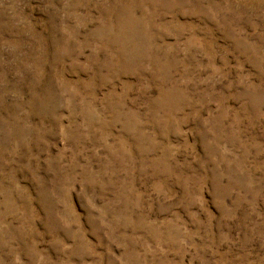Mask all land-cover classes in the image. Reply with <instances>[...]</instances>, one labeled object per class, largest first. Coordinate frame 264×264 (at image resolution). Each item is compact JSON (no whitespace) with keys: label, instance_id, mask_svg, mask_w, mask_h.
Listing matches in <instances>:
<instances>
[{"label":"rangeland","instance_id":"374dc122","mask_svg":"<svg viewBox=\"0 0 264 264\" xmlns=\"http://www.w3.org/2000/svg\"><path fill=\"white\" fill-rule=\"evenodd\" d=\"M0 264H264V0H0Z\"/></svg>","mask_w":264,"mask_h":264}]
</instances>
